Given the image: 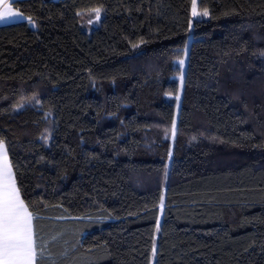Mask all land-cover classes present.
Masks as SVG:
<instances>
[{
  "label": "trees",
  "instance_id": "16d2710c",
  "mask_svg": "<svg viewBox=\"0 0 264 264\" xmlns=\"http://www.w3.org/2000/svg\"><path fill=\"white\" fill-rule=\"evenodd\" d=\"M196 2H10L0 141L36 264H264V0Z\"/></svg>",
  "mask_w": 264,
  "mask_h": 264
},
{
  "label": "snow or ice",
  "instance_id": "6c2138e0",
  "mask_svg": "<svg viewBox=\"0 0 264 264\" xmlns=\"http://www.w3.org/2000/svg\"><path fill=\"white\" fill-rule=\"evenodd\" d=\"M95 11L99 17V9ZM191 12L193 17L209 15L207 9L198 11L196 0H192ZM13 17L23 19L22 14L13 9L12 3L0 0V21ZM179 64L183 66L184 60H179ZM171 132L174 137L176 134L174 122ZM36 219L38 215L30 211L29 205L21 198L7 151L0 141V264H36L38 255H43V247L37 245L34 226Z\"/></svg>",
  "mask_w": 264,
  "mask_h": 264
},
{
  "label": "rangeland",
  "instance_id": "374dc122",
  "mask_svg": "<svg viewBox=\"0 0 264 264\" xmlns=\"http://www.w3.org/2000/svg\"><path fill=\"white\" fill-rule=\"evenodd\" d=\"M93 14H94V16H93L94 18H93L92 21L90 22L91 26L96 25V23L98 22L99 17H100V12H99V17H97V13H96V11H95ZM182 59L184 60V65H183V66H181V65L179 64V60L176 61V63L179 65V67H180V69H181V73H180V75H178V76L176 77V78L178 79L179 83H180L181 88H182V84H183V80L181 81V75L183 76V79H184V73H185V68H186V51H185V54H184V56H183ZM180 60H181V59H180ZM178 96H179V100H180V94H179ZM177 107H178V106H177ZM159 220H160V217H159Z\"/></svg>",
  "mask_w": 264,
  "mask_h": 264
},
{
  "label": "crops",
  "instance_id": "0c3cea01",
  "mask_svg": "<svg viewBox=\"0 0 264 264\" xmlns=\"http://www.w3.org/2000/svg\"><path fill=\"white\" fill-rule=\"evenodd\" d=\"M12 0H8V2L10 3ZM53 1H57V0H53ZM23 19H21L20 17H13V18H9L5 21H0V26H3V25H8V24H12V23H16V22H24V21H28V19L22 15ZM5 147V146H4ZM6 149V147H5ZM7 151V150H6ZM8 156V154H7ZM8 161H9V158H8Z\"/></svg>",
  "mask_w": 264,
  "mask_h": 264
}]
</instances>
